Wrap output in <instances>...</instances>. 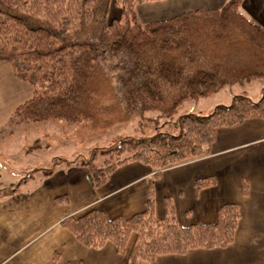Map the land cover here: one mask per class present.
Returning <instances> with one entry per match:
<instances>
[{"label": "trees", "instance_id": "obj_1", "mask_svg": "<svg viewBox=\"0 0 264 264\" xmlns=\"http://www.w3.org/2000/svg\"><path fill=\"white\" fill-rule=\"evenodd\" d=\"M111 1L0 0V58L11 65L14 77L33 86L32 96L14 110L20 120L86 119L93 128H105L147 111L172 117L186 100L264 78V29L239 12L242 0L147 23H140L135 11L145 0H113L119 11L111 9ZM251 117H264V94L257 100L235 94L229 104H218L207 114L180 115L174 132L118 139L102 153L114 154V162L105 159L97 167L91 157L81 164L96 186L131 160L157 169V174L201 155L217 128ZM212 182L200 179L195 187ZM153 193L149 182L144 211L128 218L90 209L62 219L61 225L87 247L110 241L118 252L134 232L126 264H153L159 254L225 246L233 240L238 204L223 203L214 222L184 226L169 198L165 216L154 215Z\"/></svg>", "mask_w": 264, "mask_h": 264}, {"label": "crops", "instance_id": "obj_2", "mask_svg": "<svg viewBox=\"0 0 264 264\" xmlns=\"http://www.w3.org/2000/svg\"><path fill=\"white\" fill-rule=\"evenodd\" d=\"M226 1L145 0L135 5V11L138 21L147 23L192 10L219 9ZM238 10L264 29V0H242ZM263 89H258L259 95ZM37 131L30 144L0 145V264H126L134 232L123 252L110 241L87 247L61 220L90 209L109 218L142 212L149 182L154 215L165 216L169 198L184 226L214 222L226 202L240 208L234 238L227 245L159 254L153 264H264V117L217 128L201 155L157 174L139 160L121 163L97 186L87 166L52 150L57 147L49 138L58 137L62 143L61 129ZM205 178L213 182L196 188L195 182Z\"/></svg>", "mask_w": 264, "mask_h": 264}, {"label": "rangeland", "instance_id": "obj_3", "mask_svg": "<svg viewBox=\"0 0 264 264\" xmlns=\"http://www.w3.org/2000/svg\"><path fill=\"white\" fill-rule=\"evenodd\" d=\"M113 8L119 11L112 0L111 9ZM113 12L109 14V19L112 18ZM261 87L264 88V78L243 80L224 86L209 96L186 100L172 117L161 116L157 111H147L142 115H134L126 121L112 123L105 128H93L91 122L86 119L75 122L56 119L20 120L14 110L32 96L33 86L14 77L11 65L0 58V145L30 144L37 130L46 133L55 130L57 133L58 129H61L63 135L60 137L64 143L59 142L58 137L49 138L57 147L52 149L55 154L79 162L93 157L94 164L101 167L104 166L105 159L116 161L114 154L110 158L107 153H102L113 147L118 139L126 136H148L157 131L174 132V123L180 115L188 112L196 113L200 110L207 114L218 104H229L235 94H246L251 99L257 100L264 94L263 89L259 95L258 89ZM106 101H109L107 97ZM58 133L60 134V131ZM123 157L124 155L120 156Z\"/></svg>", "mask_w": 264, "mask_h": 264}]
</instances>
